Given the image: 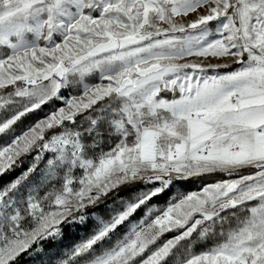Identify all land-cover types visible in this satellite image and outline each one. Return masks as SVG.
<instances>
[{
    "label": "snow or ice",
    "instance_id": "obj_1",
    "mask_svg": "<svg viewBox=\"0 0 264 264\" xmlns=\"http://www.w3.org/2000/svg\"><path fill=\"white\" fill-rule=\"evenodd\" d=\"M4 137L0 264H264V0H0Z\"/></svg>",
    "mask_w": 264,
    "mask_h": 264
},
{
    "label": "rangeland",
    "instance_id": "obj_2",
    "mask_svg": "<svg viewBox=\"0 0 264 264\" xmlns=\"http://www.w3.org/2000/svg\"><path fill=\"white\" fill-rule=\"evenodd\" d=\"M89 82L90 83H96L98 81L90 80ZM76 94L77 93L74 90H72V89H69L68 91H63L62 92V95L65 96V97H68L70 95H76ZM52 107H54V105L49 104L47 107L43 108V110H42V112L40 114L43 115L44 113L49 112ZM28 117H30V116H28ZM28 117L24 120V122L22 124L19 125L17 131H19L20 129L26 127L30 123L28 121ZM8 139H9L8 137H4L3 139H0V146H3L4 144H6L8 142ZM202 183H203L202 181L197 180L194 183L189 184L188 187L180 189V191L181 192H185V193L190 192V191H198L200 189ZM213 243H215V242H213ZM209 246H212V245L206 244L204 242H200L199 246H196V245L193 246V250L198 253L200 251H203L204 248L209 247ZM30 262L32 264V261H30Z\"/></svg>",
    "mask_w": 264,
    "mask_h": 264
},
{
    "label": "trees",
    "instance_id": "obj_3",
    "mask_svg": "<svg viewBox=\"0 0 264 264\" xmlns=\"http://www.w3.org/2000/svg\"><path fill=\"white\" fill-rule=\"evenodd\" d=\"M34 119H36V116L30 115L28 117V121L31 123ZM20 169H17L16 172L11 173L10 175H6L3 177V182H7L8 180L12 179L15 175L19 173ZM211 179V178H209ZM168 238H171V234L166 233L164 236L161 238V240H166ZM31 260L27 257V255H22L19 261V264H31Z\"/></svg>",
    "mask_w": 264,
    "mask_h": 264
}]
</instances>
